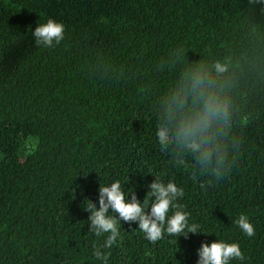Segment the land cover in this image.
Masks as SVG:
<instances>
[{
    "label": "trees",
    "instance_id": "16d2710c",
    "mask_svg": "<svg viewBox=\"0 0 264 264\" xmlns=\"http://www.w3.org/2000/svg\"><path fill=\"white\" fill-rule=\"evenodd\" d=\"M48 19L64 39L45 48L31 33ZM176 48L185 62L229 65L242 144L228 175L205 189L155 135L154 105L182 66ZM157 175L183 188L189 223L208 234L152 244L121 221L107 264H196L201 241L216 239L239 244L245 259L230 264H264V5L0 0V264H102L93 245L107 234L88 230L87 198L98 207L99 184L118 180L142 201ZM241 213L254 236L234 223Z\"/></svg>",
    "mask_w": 264,
    "mask_h": 264
},
{
    "label": "clouds",
    "instance_id": "9594fccd",
    "mask_svg": "<svg viewBox=\"0 0 264 264\" xmlns=\"http://www.w3.org/2000/svg\"><path fill=\"white\" fill-rule=\"evenodd\" d=\"M249 3L264 5V0ZM31 35L37 46L54 47L64 39V25L48 19L38 24ZM171 53L177 55L182 66L154 105L159 151L169 157L173 167L187 170L190 179L205 189L206 185L212 186L213 178L218 182L228 175L242 144L233 127L235 107L229 82L223 79L229 65L221 60L211 64L204 60L185 62L183 48ZM201 177L208 179L201 181ZM147 189L141 201L134 191L126 193L117 180L107 186L99 184L98 207L87 198L83 207L89 213L88 230L97 237L107 234L101 245H93V256L102 264H107L110 254L104 250L123 239L121 221L135 222L152 244L162 240L165 233L177 240L181 236L187 239L188 233L208 234L200 231L198 224L189 223V213L178 202L185 195L182 187L171 180L164 182L157 175ZM128 194L130 199H126ZM234 223L246 236L255 235L247 215L241 213ZM196 251V264H230L232 260L245 259L238 243L223 239L201 241Z\"/></svg>",
    "mask_w": 264,
    "mask_h": 264
}]
</instances>
